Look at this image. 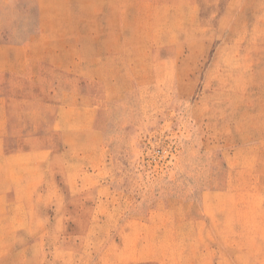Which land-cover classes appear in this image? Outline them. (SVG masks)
I'll return each instance as SVG.
<instances>
[{
    "label": "rangeland",
    "instance_id": "374dc122",
    "mask_svg": "<svg viewBox=\"0 0 264 264\" xmlns=\"http://www.w3.org/2000/svg\"><path fill=\"white\" fill-rule=\"evenodd\" d=\"M0 264H264V0H0Z\"/></svg>",
    "mask_w": 264,
    "mask_h": 264
}]
</instances>
